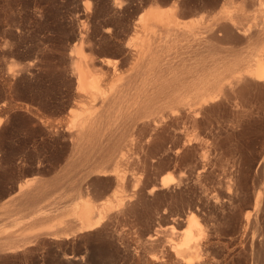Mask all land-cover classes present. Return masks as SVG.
<instances>
[{
    "label": "bare ground",
    "instance_id": "1",
    "mask_svg": "<svg viewBox=\"0 0 264 264\" xmlns=\"http://www.w3.org/2000/svg\"><path fill=\"white\" fill-rule=\"evenodd\" d=\"M106 1L115 16L122 13L130 18L129 24L123 20L124 29L136 36L132 33L135 37L123 44L121 40L120 56L111 61L94 55L90 32L71 31L78 43L68 54L74 62L76 86L71 102L81 104L83 110H68V171L48 181L36 164L37 174L18 183L11 204L1 205L5 208L9 203L13 209L0 219V229L7 228L0 231V260L39 251L45 260L50 250L57 249L60 264H86V246L72 253L66 250L68 244L110 238L120 225L135 233L131 227L145 220L156 225L144 227L149 233L143 246L158 248L143 257L146 264H235L238 249L249 242L259 244V264H264V215L256 213L260 218L254 221L257 239L239 238L237 251L228 250L223 261L213 257V248L229 246L219 237V224L210 222L213 208L238 204L234 166L226 161L231 153L228 138L236 135H222L225 121L220 113L228 111L226 124L238 127L250 125L254 115L264 116V0ZM220 33L224 35L219 37ZM230 39H240V46L245 42L244 48L228 50L225 45ZM222 40L227 43L218 48ZM130 63L131 71L119 70ZM3 121L0 115V124ZM212 175L218 178L216 185L206 182ZM60 185L62 191L53 196V187ZM259 201L257 193L254 203ZM100 249L94 254L102 264L112 256L106 257Z\"/></svg>",
    "mask_w": 264,
    "mask_h": 264
},
{
    "label": "rangeland",
    "instance_id": "2",
    "mask_svg": "<svg viewBox=\"0 0 264 264\" xmlns=\"http://www.w3.org/2000/svg\"><path fill=\"white\" fill-rule=\"evenodd\" d=\"M72 1L75 3H72ZM72 1L71 0H0V105H2L0 106L1 109L0 115L4 118L3 123L0 124V219L5 217L6 214H8L11 211V209H13V206L10 205L11 204L10 198L12 194L17 190L18 183H20L26 178L32 177L35 174H37L36 173L37 168H41L43 170L40 172V174H42L44 180H48V181L53 180L56 174H60V173L62 174L68 171V165H67L69 161L68 143L70 142V140H69V136L66 135L67 133L65 131L66 128L65 124L67 122L68 110L71 107L77 108L78 112H82L83 110L81 104H77L73 106L71 102L75 97L76 86L74 83L75 75L73 74L74 62L70 60L68 54H70L73 50H75V48L78 45L76 40L72 37L73 35H71V31H73L72 34L78 32L80 29L81 30L83 29V31L86 30V32H90V34L89 33L88 34L91 36L92 43L95 41L96 44L95 45L93 43L94 55L98 58L99 57L109 58L111 61L119 58L121 45L125 43L127 39L136 36L134 31L128 32L127 29H124L127 28L126 23L127 24H129L128 22L131 23L130 18H128L126 15L122 13H116L115 16V13L110 8H108L109 6L106 0H92V1L72 0ZM137 1L139 3L140 0ZM159 2H160L159 4L162 6L168 4L165 1L163 2L159 1ZM91 3L93 5V8L90 9ZM145 5L147 6L149 4H145ZM80 8L83 9V12L81 11ZM94 9L95 11H93ZM96 9H99L98 13ZM104 10H106L107 12ZM129 10H131L130 6L128 7V11ZM111 12L114 14L112 15ZM79 13L81 14L78 15ZM85 14L87 15L89 14V15L87 16ZM91 14L92 16L90 17ZM95 15L99 17L97 18ZM94 16L96 18H94ZM136 16L137 15L133 17L136 18ZM110 17H112V20H110L111 19ZM116 18H118L119 20ZM120 18L122 19L120 20ZM115 19L117 20V22L119 21V23H117ZM89 20L90 22H92V26L94 27L96 26L95 28L90 26L91 25L90 22H89L90 27L86 24ZM107 22L110 25L105 24ZM99 23H100V27L98 28ZM78 24H80V26ZM122 25H124V27H122ZM87 27L88 29H86ZM99 29L101 30V32H99L100 31ZM105 32H107L108 35H106L107 33L104 34ZM121 32L122 33L126 32V34L124 33L122 34ZM101 33L102 35H100ZM132 33L135 36H133ZM119 35L122 37H120ZM220 35L223 36L224 34L222 35V33H220L219 37H221ZM121 40H122V44H121ZM230 40L229 41L227 40L228 43L225 42L226 40H222L224 42L220 44L218 43V45L216 43V45L218 46V48L219 45L221 47L223 46V48L226 46L228 50L231 51H236V49L242 50L245 46L244 45L245 42H242L244 46L242 45V43L240 46V42H241L240 39H236L237 42H233L235 41L234 39H230ZM224 44L226 45L224 46ZM229 46L232 47L233 50ZM117 47L119 48L117 49ZM130 66H132V63L121 66L119 70L124 72H129L131 71ZM8 108H10V110ZM220 115L221 118L220 117L219 118L223 122L225 121L223 123L225 126L222 135L225 134L224 136H226L228 133L234 132L236 135L235 138H237L235 139L233 137L232 139L234 141L231 139V137L228 138L227 146L230 149L229 152H231L232 154L230 153L229 155H227L228 159L226 161L229 162L230 160L229 163L230 165L232 164L231 168L232 166H234L232 169H234L235 172V183L238 182V184L236 183L237 194H238L236 202H238V204L235 203L236 204L235 206L230 204H225L222 207L213 208L211 210V216L213 220H211L210 222L219 224L220 235H221L219 237L221 240L227 242L229 246V248L226 249L221 244H215V247L213 248L212 251L213 253L212 255L216 259L220 256L221 258L219 257L218 260L223 261L224 256L228 253L227 252L228 250L237 251L236 249L239 245V238L242 237L247 240L248 239L251 240L250 237H252L253 240L257 239V237H255L256 230L254 227V221L260 222V218L259 216L256 215V213L264 215V161H263L264 160L263 159L264 116L262 117V116L254 115L252 116V118H250V122H251L250 125L245 123L244 125L246 126L238 127L237 125L233 126V124L229 123L230 115L228 111L227 112L222 111ZM226 119L229 121L227 122V124L229 123L228 124L229 126L226 124L227 121ZM251 119L253 120L251 121ZM49 121L52 122L50 123ZM56 123L59 126H57ZM42 127L44 128L41 129ZM229 127L230 128L232 127L231 128L232 130ZM50 128L52 131L50 130ZM235 128L238 130L236 131ZM251 132H253V134ZM246 133H248L247 134L248 136L246 135ZM246 140L248 141V143ZM235 146L239 148L238 152H235L234 150ZM232 151H234V155ZM259 161H261V165L259 168H257L259 165L258 163H260ZM36 164L38 165L37 168H36ZM235 168L238 169L236 170ZM236 177L238 178V180ZM217 179H218L217 176L212 175L206 178V182L209 185H214V184L216 185ZM62 186L60 185L57 187H53L52 190L55 192L53 193V196H57L62 191V189L60 190V187ZM10 190L12 191V193L10 192ZM257 193L259 194L260 201L259 203L255 204L254 197ZM252 195H254L253 198ZM4 202H10V204L8 203V205L5 208H1V205ZM145 222L147 221L144 220L142 222H138L142 224L141 227L138 226L139 225L138 223L135 225L136 227L135 226L131 227L133 229L135 228L136 230V231L134 230L135 233H133V230L130 231V227L122 225L125 227L124 228L120 225L119 227H117L119 229L115 228V230L117 231H114V234L109 235V237L112 235L111 236L112 238L111 237L108 238V236L106 237L102 236L101 238L94 237L95 239L92 238L87 242L84 241V243L73 241L78 244L71 242L72 244L71 243L70 244L73 245L74 247L73 246L71 247V245L68 244L69 247L67 246L66 250L68 249L67 250L68 252L73 251L72 253L74 252L78 253L79 248H81L82 246L84 247L86 246L87 253L85 256L90 258L89 259L84 257L85 258L84 261L89 260L88 263L85 261L86 264H101L99 257L95 255L96 250L97 249L99 250L100 248L102 253L104 252L103 255H105L106 257L107 255L114 257V258L107 257V261L105 262L108 263L104 262L102 264H146L147 255L157 252L158 248L156 246L153 247L154 245H150V244H146L145 246H143L144 239L146 235L149 233L148 231L143 230L144 227H148L149 224L156 225L155 222L153 223L147 222V224ZM159 224L165 225L166 223L159 222ZM123 228L126 231L122 230ZM4 229L7 228H2L0 229V231ZM8 229L10 228L8 227ZM138 229L140 230L139 232H137ZM121 231L125 235H123L122 233H120L121 235H119V232ZM127 231L129 232V234ZM116 234L118 236H116ZM117 237H121V238H117ZM98 238L100 239V241ZM101 239L103 242L101 241ZM232 241L235 243H233ZM104 244L106 245L105 249L107 251L102 249V246L103 248L105 247ZM247 246L248 247H245L243 249H238L239 253L235 256V260H234L237 261L235 262V264L260 263L261 255L259 256V249H258L259 244L254 243L251 246L249 242V245ZM143 247L145 248L143 249ZM91 248L94 249L92 252H91ZM242 251L244 252L246 251V252L242 253ZM255 251L258 254H256ZM49 252L50 253L48 254L47 258H45L46 261L43 260L42 254L39 251L33 256L32 255L29 256V254H26L23 256L21 255L13 256L12 258L11 257L10 258L6 257V259L2 258V260H0V264H23V263L26 264L27 262H28L27 264H31V263L60 264L58 259L55 258L56 252H58L57 249H52ZM111 252L113 253V255L111 254ZM92 254H93V258H92ZM143 257H146L144 258L145 260L143 259ZM139 258H141L142 261L141 260L139 261ZM111 259H113V262L111 261ZM255 259L256 261H258V263L255 261ZM137 260L141 263H138ZM1 261L4 263H2Z\"/></svg>",
    "mask_w": 264,
    "mask_h": 264
}]
</instances>
